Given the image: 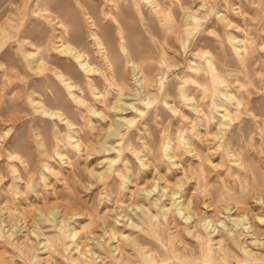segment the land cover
<instances>
[{
	"label": "rangeland",
	"instance_id": "obj_1",
	"mask_svg": "<svg viewBox=\"0 0 264 264\" xmlns=\"http://www.w3.org/2000/svg\"><path fill=\"white\" fill-rule=\"evenodd\" d=\"M156 2L166 15L144 4L141 19L127 7L131 0H0V25L12 18V37L0 48V227L13 232L0 235V254L8 264H75L72 259L84 252L96 264H127L125 258L146 264L148 251L166 264H195L210 237L224 254L216 264H264V0ZM47 8L65 23L62 38L88 55L93 72L55 50L62 29L45 20ZM107 11L118 15L123 38ZM86 13L99 26L108 59L93 42ZM193 13L197 19L188 18L184 33ZM29 51H38L49 71L35 74ZM209 59L222 82H213ZM56 67L76 82L84 103L71 99L51 72ZM30 94L61 110L67 121L36 111ZM120 100L133 105L120 111ZM222 101L229 115L218 120ZM117 116L133 122L120 125ZM205 218L212 226L203 224ZM61 224L66 230L75 226L77 236H63ZM113 226L117 238H110ZM33 230L53 237L52 254L43 253L37 242L44 236ZM45 255L47 263L38 259Z\"/></svg>",
	"mask_w": 264,
	"mask_h": 264
},
{
	"label": "bare ground",
	"instance_id": "obj_2",
	"mask_svg": "<svg viewBox=\"0 0 264 264\" xmlns=\"http://www.w3.org/2000/svg\"><path fill=\"white\" fill-rule=\"evenodd\" d=\"M105 1V0H104ZM110 2H113V0H109ZM193 1V0H192ZM201 1V0H200ZM249 1V0H248ZM129 2H130V0H129ZM170 2V1H169ZM190 2V1H189ZM258 2V1H257ZM108 4V3H107ZM144 4H148V5H150L152 8H153V10H154V12H156L157 14H159V15H166L165 13H164V11L162 10V8L160 7V4L159 3H157L156 2V0H131V3L129 4V5H127V7L128 8H133L139 15H140V17H141V19H143V12H142V6L144 5ZM164 4V3H163ZM169 4H171V3H169ZM210 4V3H209ZM109 5V4H108ZM126 5V4H125ZM173 5V4H172ZM171 5V6H172ZM214 5V4H213ZM236 5V4H235ZM124 6V5H123ZM168 6V5H167ZM166 6V7H167ZM195 7V6H194ZM107 8V7H106ZM178 8V7H177ZM180 8V7H179ZM210 8V7H209ZM28 9V8H27ZM26 9V10H27ZM170 9V8H169ZM181 9V8H180ZM208 9V8H207ZM46 11H47V13H48V15H45V16H43L44 18H45V20L48 22V24H51L52 25V27H53V29H55V30H57V28L58 27H60L61 29H62V31H61V34H60V32H58L57 33V35L55 36L56 38H57V40L54 42V45H55V50L56 51H58L59 53H62V54H64V55H67V56H69V57H72L77 63H78V66L82 69V71H85V72H93L94 71V68H93V66H92V64L90 63V59H88V55L84 52V51H82V50H80L79 48H77L75 45H73L72 43H70V42H66L65 41V39H63L62 37V34H67V27H66V25H65V23L61 20V18L58 16V15H52V11L50 10V9H45ZM114 10V9H113ZM211 10V9H210ZM213 10V9H212ZM34 11V10H33ZM85 11V10H84ZM86 11H88V10H86ZM133 11V10H132ZM182 11V10H181ZM27 12H28V10H27ZM39 12V11H38ZM153 12V11H152ZM169 12V11H168ZM183 12V11H182ZM134 13V12H133ZM136 13V14H137ZM209 13V12H208ZM7 14V13H6ZM25 14V13H24ZM28 14V13H27ZM33 14V12L31 13V15ZM135 14V15H136ZM148 14H149V12H148ZM152 14V13H151ZM150 14V15H151ZM86 15V19H87V21L89 22V27H90V32H91V36H92V39L94 40L93 42H95V44L99 47V49L100 50H102V52H103V55H104V58L105 59H108V57L105 55L106 53H105V50L103 51V49L105 48V44H104V40L102 39V37H101V35H99V33H98V29H99V26H98V24H97V22H96V20L93 18V16L92 15H90L89 13H86L85 14ZM106 15H108V16H110L111 17V19L113 20V23H115V25L117 26V29L119 30V33L121 34V36L120 37H122L123 38V36H122V34L124 35V33H123V26H122V24H121V22H120V20L118 19V15H114V14H111L109 11H107L106 12V14H105V17H106ZM171 15V14H170ZM210 16H211V14H210ZM213 16V15H212ZM225 16V15H224ZM31 17V16H30ZM152 17H154V16H152ZM174 17V16H173ZM179 17H181V16H179ZM189 17H193L195 20L197 19V17H196V15L193 13V14H188L187 16H186V20H185V27L182 29V31L184 32V33H188L189 32V27H190V23H189V21H188V18ZM214 17V16H213ZM212 17V18H213ZM231 17V16H230ZM199 18V17H198ZM236 18V17H235ZM139 19V18H138ZM202 19V18H201ZM205 19V18H204ZM153 20H155V19H153ZM180 20V19H179ZM203 20V19H202ZM11 21H12V18H10V17H8V20L5 22V23H2L1 25H0V48L2 47V46H4L5 45V43H6V40L8 39V38H11L12 36H11V34L9 33V28L11 27V25H10V23H11ZM28 21V20H27ZM176 21V20H175ZM209 21V20H208ZM44 22V21H43ZM161 22V21H160ZM199 22V21H198ZM27 23V22H26ZM157 23V22H156ZM164 23V22H163ZM184 23V22H183ZM203 23V22H202ZM146 24V23H145ZM166 24V23H165ZM237 24V23H236ZM57 25V26H56ZM114 25V24H113ZM112 25V26H113ZM114 25V26H115ZM46 26V25H45ZM159 26V25H158ZM167 26V25H166ZM184 26V25H183ZM194 28V27H193ZM196 28V27H195ZM128 30V29H127ZM145 30V29H144ZM214 30V29H213ZM126 31V30H125ZM216 31V30H215ZM148 32V31H147ZM200 32V31H199ZM222 33V32H221ZM237 33V32H236ZM26 35V34H25ZM142 35V34H141ZM202 35V34H201ZM204 35V34H203ZM14 36V35H13ZM200 36V35H199ZM243 36V35H242ZM119 37V36H118ZM125 37V36H124ZM112 38V37H111ZM220 38H221V36H220ZM67 39V38H66ZM126 40H127V37H126ZM192 40V39H191ZM190 40V41H191ZM219 40V39H218ZM227 40V39H226ZM255 41V40H254ZM122 42V41H121ZM145 42H147V41H145ZM152 42V41H151ZM222 42V41H221ZM253 42V41H252ZM160 43V42H159ZM186 43V41H184V44ZM138 44V43H137ZM167 44V43H166ZM203 44V43H202ZM254 44V43H253ZM117 45V44H116ZM128 45V44H127ZM141 45V44H140ZM161 45V44H160ZM226 45V44H225ZM240 45V44H239ZM251 46H252V44H250ZM35 46V45H34ZM129 46V45H128ZM154 46V45H153ZM230 46V45H229ZM36 47V46H35ZM114 47V46H113ZM148 47V46H147ZM162 47H163V45H162ZM171 47V46H170ZM195 47V46H194ZM202 47H203V45H202ZM224 47V46H223ZM130 48V47H129ZM164 48V47H163ZM131 49V48H130ZM175 49V48H174ZM201 49V48H200ZM228 49V48H227ZM20 50V49H19ZM122 50H123V52L125 53V54H127V53H129V55H130V50H129V52H128V50H127V47H126V44L123 42L122 43ZM121 50V51H122ZM182 50V49H181ZM208 50H209V48H208ZM118 51V50H117ZM155 51H156V49H155ZM243 51V50H242ZM262 51H264V50H262ZM95 52V51H94ZM139 52H140V50H139ZM210 52V51H209ZM257 52H258V50H257ZM54 53V52H53ZM105 53V54H104ZM121 53V52H120ZM242 53V52H241ZM122 54V53H121ZM124 54V55H125ZM132 54H133V52H132ZM151 54V53H150ZM156 54V53H155ZM203 54H205V53H203ZM207 54V53H206ZM23 55V54H22ZM58 55V54H57ZM160 55V54H159ZM211 55H212V52H211ZM141 56H143V55H141ZM26 57H32L33 59H30V60H28V64H29V68L30 69H32L33 71H34V73L35 74H44L45 72H47V71H49V64H48V62L42 57V56H40V54H39V52L38 51H35V52H28L27 54H26ZM121 57H122V55H121ZM193 57V56H192ZM210 57V56H209ZM248 57V56H247ZM65 58V57H64ZM194 58V57H193ZM204 58V57H203ZM208 58V57H207ZM123 59V58H122ZM140 59V58H139ZM190 59V58H189ZM198 59V58H197ZM248 59V58H247ZM51 60H52V58H51ZM263 61H264V59H262ZM124 61H126V60H124ZM134 61H136V59L134 60ZM160 61V60H159ZM198 61V60H197ZM241 61V60H240ZM244 61H245V59H244ZM92 62V61H91ZM96 62V61H95ZM109 62V61H108ZM131 62H133L132 60H131ZM137 62V61H136ZM152 62H154V61H152ZM249 62V61H248ZM75 63V62H74ZM157 63V62H156ZM208 63H209V68H210V71H211V75H212V80H213V82H222V79H221V77L219 76V74H218V72H216V68H215V65H214V63L209 59L208 60ZM100 64V63H99ZM98 64V65H99ZM110 64V63H109ZM120 64H122V63H120ZM153 64V63H152ZM159 64V63H158ZM193 65H194V63H192ZM244 64H246V63H244ZM119 65V64H118ZM207 65V64H206ZM55 66V65H54ZM121 66V65H120ZM163 66V65H162ZM165 66V65H164ZM199 66V65H198ZM208 66V65H207ZM102 67V66H101ZM136 67V66H135ZM149 67V69H150V67L151 66H148ZM148 67H147V71H148ZM247 67V66H246ZM153 68H156V67H154L153 66ZM165 68V67H164ZM208 68V67H207ZM206 68V69H207ZM99 69H101V68H99ZM103 69V68H102ZM101 69V70H102ZM144 69V68H143ZM151 69H152V67H151ZM150 69V70H151ZM173 69H174V67H173ZM189 69V68H188ZM121 70V69H120ZM124 70V69H123ZM153 70V69H152ZM197 70V69H196ZM200 70V69H199ZM145 71V70H144ZM204 71V70H203ZM254 71V70H253ZM51 72H53V74L55 75V77L58 79V82H60L61 83V85H63L67 90H68V92H69V95L71 96V99H73L74 101H76V102H78V103H84V100L81 98V95L77 92V89H79V86L76 84V82L72 79V77H70V76H68V74L67 73H65V71H63V70H61V69H58L57 67L56 68H54V70L53 71H51ZM104 73H105V71H103ZM120 72V71H119ZM148 72H150V71H148ZM153 72H154V70H153ZM196 72V71H195ZM198 72V71H197ZM246 72H247V70H246ZM113 73V72H112ZM151 73V72H150ZM254 73H256L255 71H254ZM99 74V73H98ZM121 74H122V72H121ZM120 74V75H121ZM126 73H124V75H125ZM195 74V73H194ZM202 74V73H201ZM205 74H206V72H205ZM210 74V73H209ZM248 74V73H247ZM113 75V74H112ZM111 75V76H112ZM118 75V74H117ZM120 75H118V76H120ZM153 75V74H152ZM188 75V74H187ZM46 76V75H45ZM44 76V77H45ZM115 76H116V73H115ZM115 76H114V79H115ZM191 76V75H190ZM205 76V75H204ZM102 77V76H101ZM121 77V76H120ZM125 77V76H124ZM124 77L122 78V80L124 79ZM209 77V76H208ZM245 77V76H244ZM42 78V77H41ZM53 78V77H52ZM55 78V79H56ZM116 78H117V76H116ZM172 78V77H171ZM170 78V79H171ZM180 78V77H179ZM205 78V77H204ZM248 78V77H247ZM257 78V77H256ZM48 79V78H47ZM54 79V78H53ZM56 79V80H57ZM82 79H83V77H82ZM173 79V78H172ZM2 80V79H1ZM118 80V79H117ZM120 80V79H119ZM139 81H141V82H144V78H139L138 79ZM197 80V79H196ZM196 80H195V82H196ZM239 80V79H238ZM237 80V81H238ZM247 80V79H246ZM49 81V80H48ZM111 81V80H110ZM124 81V80H123ZM120 82H121V80H120ZM60 83H58V86H59V84ZM112 83V82H111ZM115 83V82H114ZM168 83V82H167ZM167 83H165V84H167ZM257 83H258V81H257ZM6 84H7V82L6 81H3L2 82V87L4 88L5 86H6ZM121 84V83H120ZM176 84V83H175ZM198 84V83H197ZM117 85V84H116ZM170 85V84H169ZM168 85V86H169ZM173 85V84H172ZM200 85V84H199ZM28 86V85H27ZM107 86V85H106ZM115 86V85H114ZM119 86V85H118ZM162 86V85H161ZM167 86V85H166ZM63 87V88H64ZM102 87H104V86H102ZM137 87V86H136ZM88 88V87H87ZM119 88V87H118ZM168 88V87H167ZM172 88V87H171ZM44 89V88H43ZM89 89V88H88ZM107 89H109V88H107ZM170 89V88H169ZM174 89V88H173ZM203 89V88H202ZM48 90V89H47ZM120 90H122V88L120 89ZM176 90V89H175ZM257 90V89H256ZM26 91V90H25ZM36 91V90H35ZM97 91V90H96ZM170 91V90H169ZM28 92V91H27ZM33 92H34V90H33ZM48 92V91H47ZM51 92V91H50ZM59 92V91H58ZM61 92V91H60ZM35 93V92H34ZM81 93V92H80ZM107 93V92H106ZM118 93V92H117ZM158 93H159V91H158ZM170 93H175V92H170ZM231 93V92H230ZM33 94V93H32ZM32 94H30L29 95V100L32 102V103H34L35 104V109H36V111H38V112H40V113H44L45 115H47V116H49V117H51V118H60L62 121L63 120H66L67 121V119H66V117H62V114H61V110L59 111L58 109H54V108H51V107H49L48 105H46L45 103H44V101L43 100H36L34 97H33V95ZM92 94V93H91ZM168 94V93H167ZM262 94H264V93H262ZM106 95V94H105ZM191 95H192V93H191ZM55 96V95H54ZM53 96V97H54ZM165 96V95H164ZM185 96H187V94H185ZM195 96V95H194ZM235 96V95H234ZM106 97V96H105ZM109 97V96H108ZM173 97V96H172ZM182 97V96H181ZM193 97V96H192ZM232 97V94L231 95H229L228 96V98H231ZM42 98H44L43 96H42ZM55 98V97H54ZM89 98V97H88ZM176 98V97H175ZM212 98H213V96H212ZM222 98V97H221ZM237 98V97H236ZM264 98V97H263ZM69 99V98H68ZM90 99V98H89ZM93 99V98H92ZM185 99V98H184ZM54 100V99H53ZM55 100H56V98H55ZM58 100V99H57ZM73 100H72V102H73ZM200 100V99H199ZM252 100H253V98H252ZM26 101H27V99H26ZM69 101V100H68ZM67 101V102H68ZM100 101V100H99ZM163 102H164V100H162ZM212 101V100H211ZM226 101V100H225ZM225 101H222L220 104H219V109L222 111V113H221V115L218 117L219 119L218 120H220V119H222V118H226L228 115H229V113H228V109L225 107V104H226V102ZM251 101V100H250ZM28 102V101H27ZM71 102V103H72ZM75 102V103H76ZM118 102V101H117ZM140 102H142V101H140ZM150 100H147L146 101V103L147 104H150ZM172 102V101H171ZM29 103V102H28ZM58 103V102H57ZM160 103V102H159ZM176 103V102H175ZM229 103V102H228ZM252 103V102H251ZM60 104V103H59ZM230 104V103H229ZM238 104L240 105V102H238ZM31 105V104H30ZM33 105V104H32ZM31 105V106H32ZM72 105H73V103H72ZM80 105V104H79ZM93 105V104H92ZM95 105V104H94ZM106 105V104H105ZM128 105H133L132 103H126V102H123V101H119V103H118V109L120 110V111H123L124 109H126V107L128 106ZM160 105V104H159ZM252 105V104H251ZM63 106V105H62ZM61 106V107H62ZM74 106V105H73ZM78 106V105H77ZM176 106V105H175ZM211 106H213L212 104H211ZM236 106V105H235ZM57 107H59V106H57ZM95 107V106H94ZM132 107V106H131ZM162 107V106H161ZM164 107V106H163ZM162 107V108H163ZM103 108V107H102ZM167 108V107H166ZM176 108V107H175ZM199 108V107H198ZM237 108H238V106H237ZM214 109V108H213ZM216 109V108H215ZM253 109H254V107H253ZM263 109V108H262ZM85 110V109H84ZM91 110V109H90ZM106 110V109H105ZM158 110V109H157ZM107 111V110H106ZM173 111V110H172ZM215 111V110H214ZM251 111V110H250ZM253 111V110H252ZM260 111V110H259ZM94 112H95V114L96 113H98L97 111H95L94 110ZM113 112H114V110H113ZM219 112V111H218ZM258 112V111H257ZM99 114V113H98ZM108 114V113H107ZM175 114V113H174ZM43 115V114H42ZM64 115V114H63ZM185 115V114H184ZM258 115V114H257ZM116 116V115H115ZM68 117V116H67ZM117 117H119L118 118V122H119V124L121 125L122 124V121L123 120H125V121H127V122H129V123H132L133 122V119H127V118H125V117H123V116H117ZM259 117H261V115L259 116ZM69 118V117H68ZM71 118V117H70ZM90 118V117H89ZM161 118V117H160ZM182 119H183V117H181ZM246 118V117H245ZM252 118V117H251ZM264 118V117H263ZM49 119V118H48ZM82 119V118H81ZM190 120H191V118H189ZM250 119V118H249ZM55 120V119H54ZM83 120V119H82ZM253 120V119H252ZM152 121V120H151ZM162 121V120H161ZM186 121V120H185ZM209 121V120H208ZM257 121V120H256ZM255 121V122H256ZM260 121V120H259ZM72 122V121H71ZM87 122V121H86ZM206 122V121H205ZM148 123V122H147ZM147 123H145V124H147ZM209 123V122H208ZM88 124H90V122L88 123ZM179 124V123H178ZM207 124V123H206ZM222 124H224L223 122H221V125ZM256 124V123H255ZM97 125V124H96ZM143 125V124H142ZM159 125H161V124H159ZM187 125V124H186ZM232 125V124H231ZM82 126V125H81ZM140 126V125H139ZM207 126V125H206ZM211 126V125H210ZM230 126V125H229ZM75 127V126H74ZM112 127V126H111ZM137 127V126H136ZM178 127V126H177ZM257 127V126H256ZM82 128H83V126H82ZM91 128V127H90ZM164 128V127H163ZM184 128H186V127H184ZM201 128V127H200ZM81 129V128H80ZM156 129V128H155ZM187 129V128H186ZM197 129V128H196ZM263 129H264V127H263ZM85 130V129H84ZM140 130V129H139ZM148 130H150V129H148ZM74 131V130H73ZM108 131H109V129H108ZM184 131V130H183ZM189 131V130H188ZM242 131V130H241ZM40 132V131H39ZM89 132V131H88ZM261 132V131H260ZM9 133V130H7L6 131V133L5 134H8ZM69 133V132H68ZM76 133V132H75ZM87 133V132H86ZM150 133V132H149ZM202 133V132H201ZM205 133V132H204ZM89 134V133H88ZM91 134V133H90ZM154 134V133H153ZM159 134V133H158ZM189 134V133H188ZM57 135V134H56ZM66 135H68V134H66ZM182 135V134H181ZM152 136V135H151ZM262 136V135H261ZM6 137V136H5ZM74 137H75V135H70V138L71 139H74ZM79 137V136H78ZM93 137V136H92ZM130 138H131V136H129ZM231 137H233V136H231ZM236 137H237V135H236ZM235 136H234V138H236ZM65 138V137H64ZM68 138V137H67ZM152 138H153V136H152ZM8 139V138H7ZM69 139V138H68ZM166 139V138H165ZM164 139V140H165ZM229 139H231V138H229ZM233 139V138H232ZM264 139V138H263ZM96 140V139H95ZM147 140V139H146ZM155 140V139H154ZM75 141H77V140H75ZM79 141V140H78ZM132 141V140H131ZM152 141V140H151ZM150 141V142H151ZM182 141V140H181ZM37 142V141H36ZM44 142V141H43ZM82 142V141H81ZM135 142V141H134ZM153 142V141H152ZM147 143H148V141H147ZM156 143V141L154 142V144ZM180 143V142H179ZM201 143V142H200ZM251 143V142H250ZM260 143H262V141L260 142ZM6 144V143H5ZM8 144V143H7ZM63 144V143H62ZM67 144V143H66ZM135 144H137V143H135ZM39 145V144H38ZM45 145V144H44ZM43 145V146H44ZM68 145V144H67ZM165 145H167V144H165ZM174 145V144H173ZM194 145H196V144H194ZM218 145H220V144H218ZM56 146H57V144H56ZM77 146H79V143H77ZM152 146V145H151ZM157 146V145H156ZM180 146V145H179ZM213 146V145H212ZM215 146H216V144H215ZM60 147V146H59ZM149 147V146H148ZM202 147V146H201ZM6 148V147H5ZM40 148V147H39ZM102 148H104L105 150H109L110 149V147H106L105 146V144H104V146L102 147ZM134 148V147H133ZM153 148V147H152ZM236 148H238V147H236ZM62 149V148H61ZM135 149V148H134ZM137 149V148H136ZM176 149H177V147H176ZM181 149V148H180ZM8 150V149H7ZM43 150V149H42ZM151 150V149H150ZM154 150V149H153ZM199 150V149H198ZM213 150V149H212ZM238 150V149H237ZM4 151V150H3ZM17 151V150H16ZM139 151V150H138ZM152 151V150H151ZM200 151V150H199ZM205 151V150H204ZM13 152H15V151H13ZM62 152V151H61ZM146 152V151H145ZM150 152V151H149ZM201 152V151H200ZM167 153V152H166ZM240 153V152H239ZM263 153V152H262ZM55 154H56V152H55ZM203 154V153H202ZM264 154V153H263ZM10 156H12V154H9ZM66 155V154H65ZM151 155V154H150ZM106 156V155H105ZM164 156V155H163ZM199 156V155H198ZM21 157V156H20ZM206 157V156H205ZM241 157V156H240ZM257 157V156H256ZM4 158V157H3ZM10 158V157H9ZM111 158V157H110ZM144 158V157H143ZM199 158V157H198ZM221 158V157H220ZM99 159V158H98ZM200 159V158H199ZM5 160V159H4ZM101 160V159H100ZM17 161V160H16ZM19 161V160H18ZM25 161V160H24ZM202 160H200V162H201ZM205 161V160H204ZM219 161V160H218ZM139 162V161H138ZM141 162V161H140ZM206 162V161H205ZM5 163V162H4ZM25 163V162H24ZM198 163V162H197ZM196 163V164H197ZM18 164H19V162H18ZM201 164V163H200ZM203 164V163H202ZM2 165V164H1ZM0 165V166H1ZM194 165V164H193ZM228 165V164H227ZM44 166H45V164H44ZM109 166V165H108ZM192 166V165H191ZM2 167V166H1ZM207 167V166H206ZM237 167V166H236ZM24 168V167H23ZM46 168V167H45ZM112 168V167H111ZM116 168V167H115ZM114 168V169H115ZM132 168V167H131ZM133 168H134V164H133ZM136 168V167H135ZM200 168V167H199ZM238 168V167H237ZM154 169V168H153ZM196 169V168H195ZM206 169V168H205ZM17 170H19V169H17ZM109 170V169H108ZM117 170V169H116ZM137 170V169H136ZM136 170H135V172H136ZM165 170V169H164ZM188 170V169H187ZM198 170V169H197ZM207 170V169H206ZM228 170V169H227ZM193 171V170H192ZM224 171V170H223ZM251 171V170H250ZM121 172V171H120ZM189 172V171H188ZM194 172V171H193ZM200 172H202V171H200ZM18 173H20V172H18ZM24 173V172H23ZM131 173V172H130ZM151 173H153V172H151ZM207 173V172H206ZM230 173V172H229ZM253 173V172H252ZM5 174V173H4ZM132 174H133V172H132ZM202 174V173H201ZM28 175V174H27ZM26 175V176H27ZM181 175V174H180ZM189 175V174H188ZM253 175V174H252ZM114 176V175H113ZM127 176V175H126ZM219 176V175H218ZM243 176V175H242ZM24 177V176H23ZM142 177V176H141ZM149 177V176H148ZM26 178V177H25ZM135 178V177H134ZM220 178V177H219ZM243 179L245 178L244 176L242 177ZM42 179V178H41ZM44 179V178H43ZM43 179H42V181H43ZM111 179V178H110ZM129 179V178H128ZM131 179V178H130ZM169 179H170V177H169ZM199 179H201L202 180V177L200 176V178ZM198 179V180H199ZM241 179V178H240ZM21 180H23V179H21ZM25 180V179H24ZM136 180V179H135ZM201 180H200V182H201ZM204 180V179H203ZM221 180V179H220ZM231 180V179H230ZM137 181V180H136ZM215 181H217V180H215ZM198 182V181H197ZM234 182V181H233ZM126 183H127V181H126ZM202 183V182H201ZM200 183V184H201ZM226 183H228V181L226 182ZM244 183V182H243ZM107 184V183H106ZM198 185H199V182L197 183ZM197 184H196V186H197ZM223 184V183H222ZM235 184V183H234ZM233 184V185H234ZM126 185V184H125ZM194 185V184H193ZM242 185V184H241ZM245 185V184H244ZM214 186H216V185H214ZM219 187H220V185H218ZM228 186H230V185H228ZM5 187V186H4ZM30 187V186H29ZM110 187V186H109ZM198 187V186H197ZM24 188V187H23ZM33 188H35V187H33ZM213 188V187H212ZM222 188V187H221ZM249 188V187H248ZM125 189V188H124ZM251 189V188H250ZM2 190V189H1ZM5 190V189H4ZM200 190H202V189H200ZM224 190H225V188H224ZM228 190H230V189H228ZM247 190V189H246ZM252 190V189H251ZM24 191V190H23ZM153 190H149L147 193L148 194H150L151 192H152ZM192 191V190H191ZM234 191V190H233ZM239 191V190H238ZM1 192V191H0ZM12 192V191H11ZM210 192V191H209ZM222 192V191H221ZM228 192V191H227ZM5 193V192H4ZM24 193V192H23ZM68 193V192H67ZM111 193V192H110ZM231 193V192H230ZM70 194H72V193H70ZM220 194V193H219ZM99 195V194H98ZM210 195H213V194H210ZM236 195V194H235ZM119 196V195H118ZM4 197V196H3ZM7 197V196H6ZM9 197V196H8ZM72 197V196H71ZM99 197V196H98ZM220 197V196H219ZM70 198V197H69ZM109 198V197H108ZM212 198V197H211ZM221 198H222V196H221ZM237 198V197H236ZM9 199V198H8ZM7 200V199H6ZM213 201V200H212ZM103 202V201H102ZM97 203V202H96ZM180 212H183V208L181 207L180 209ZM104 211V210H103ZM96 212H97V210H96ZM96 212H94V214H96ZM62 213V212H61ZM98 213V212H97ZM46 215V214H45ZM87 216V215H86ZM72 217H74V216H72ZM46 219L48 220L49 218L48 217H46ZM186 219H189V216H186ZM89 220V219H88ZM97 220V219H96ZM95 220V221H96ZM74 221V220H73ZM59 222H65V220L64 219H62L61 221H59ZM17 223H19V222H17ZM175 223V222H174ZM229 223H230V221H229ZM234 223V222H233ZM23 224V223H22ZM204 225H206V227H208V226H212V224L210 223V220L208 219V218H205V220H204V223H203ZM235 224L236 225H239V224H243L242 222H239V221H235ZM223 225V224H222ZM43 226H44V224H43ZM162 226V225H161ZM218 225H216L215 226V229H216V227H217ZM262 227H263V225H262ZM59 231L63 234V236H66V237H69V238H71V239H74L76 236H77V229H76V227L75 226H73V227H71V228H69L68 230H66L65 229V225H63V224H61V225H59ZM10 229H8L7 230V232H5V230H4V228L3 227H0V235H3V234H7L8 236H12V234H13V232H10L9 231ZM200 231V230H199ZM53 232V231H52ZM103 232V231H102ZM106 232H109V231H106ZM233 232V231H232ZM33 233H35L36 234V236L38 237V236H40L41 234L44 236V240L43 241H38L37 242V244H41L42 246H41V249H43V253H49V254H52V252L53 251H55L56 250V245L53 243V237H51V236H48V235H46L45 234V232H42L41 231V233H39V232H36V230H33ZM104 233V232H103ZM177 233V232H176ZM196 233V232H195ZM105 234V233H104ZM109 234H110V238H117V236H118V230H117V227L116 226H113L112 228H111V231L109 232ZM181 234V233H180ZM53 235H55V234H53ZM178 236H179V234H178ZM57 237V236H56ZM55 237V238H56ZM181 237V236H180ZM179 237V238H180ZM181 238H183V237H181ZM57 239V238H56ZM218 239V238H217ZM183 240V239H182ZM181 240V241H182ZM3 241V240H2ZM93 241H94V239H93ZM214 241V238H212V237H210L209 239H207L206 240V248L205 249H203V253H202V258H201V260L199 261V262H197V263H195V264H216V259L218 258V257H220V258H224V254L222 253V250L220 249V247H218V248H216V249H214L213 248V246H212V244L214 243L213 242ZM32 242V241H31ZM160 242V241H159ZM185 242V241H184ZM216 243L218 244V241H216ZM9 244V243H8ZM78 244V243H77ZM117 244V243H116ZM183 244V243H182ZM155 245H156V243H155ZM228 245V244H227ZM100 246V245H99ZM137 246L138 247H140V245H138L137 244ZM226 246V245H225ZM13 247H15V246H13ZM25 247H26V249H28L29 247H31L30 245H25ZM160 247V246H159ZM241 247V246H240ZM74 248H75V246H74ZM191 248V247H190ZM115 249H118V247H115ZM241 250V249H240ZM232 251V250H231ZM36 252V251H35ZM153 252H154V250H153ZM167 252V251H166ZM12 253H13V251H12ZM86 252H84V256L83 257H76L75 256V258H73L72 260L74 261V263L75 264H96V263H94V260L92 259V258H87V256H85L86 254H85ZM155 253H157V251L155 252ZM28 255V254H27ZM91 255H95L96 256V252L95 251H91ZM173 255H177V254H173ZM179 255V254H178ZM178 255H177V257H178ZM250 255V254H249ZM248 255V256H249ZM226 256V255H225ZM20 257V256H19ZM48 256H46L45 255V257H39L38 259L39 260H43L44 262L43 263H47L46 261H47V258ZM64 257V256H63ZM99 257V255H97L96 256V258H98ZM258 257V256H257ZM35 258H37V255L35 256ZM65 258V257H64ZM110 258V257H109ZM108 258V259H109ZM252 258H253V256H252ZM185 259V258H184ZM251 259V258H250ZM24 260V259H23ZM35 260V259H34ZM34 260H30V263L31 264H33V261ZM187 260V259H186ZM189 260V259H188ZM237 260V259H236ZM261 260V259H260ZM7 261H9V260H7ZM125 261L127 262V264H130V258H125ZM197 261V260H196ZM255 261V260H254ZM258 261V260H257ZM35 262V261H34ZM52 262H53V260H52ZM145 262H146V264H166L167 263V261H166V258H164L161 254H159V255H156V254H154V253H152V252H150V251H148L146 254H145ZM251 262V261H250ZM253 262V261H252ZM193 263V262H192ZM0 264H8L7 262H6V260H4V258L1 256V254H0ZM38 264H41V263H38ZM51 264V263H50ZM241 264V263H240Z\"/></svg>",
	"mask_w": 264,
	"mask_h": 264
}]
</instances>
